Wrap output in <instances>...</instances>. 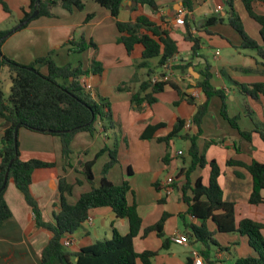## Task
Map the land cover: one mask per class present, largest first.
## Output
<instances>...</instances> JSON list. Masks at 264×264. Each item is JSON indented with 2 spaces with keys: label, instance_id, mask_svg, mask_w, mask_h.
<instances>
[{
  "label": "crops",
  "instance_id": "crops-1",
  "mask_svg": "<svg viewBox=\"0 0 264 264\" xmlns=\"http://www.w3.org/2000/svg\"><path fill=\"white\" fill-rule=\"evenodd\" d=\"M10 9L11 15L3 11L0 5V26L12 24L22 19L23 13L29 12L30 0H2ZM170 1V6L166 5ZM192 11L189 12L183 5V0H155L156 8L149 6L139 7L136 11L130 10L131 1H123L118 16L120 22H133L141 15L148 17L152 22L170 33V37L177 42L178 54L169 61L166 69L157 70L153 81L164 79L176 83L183 93L193 97L197 104L202 103L205 98L197 89L203 77V71L208 62L212 75L211 84L217 89H223L228 96L227 112L229 117L237 118V125L240 131L250 132L252 140L249 142L239 135V131L233 128L224 120L220 114V103L209 101L208 110L201 124V135L197 144L207 161L214 160L220 168L218 184L223 192V199L234 205L236 223L243 218L252 219L264 225V202L260 205H251L248 199L251 193V177L241 167L226 166L227 160L242 162L246 165L252 161H264V142L259 134L255 132L254 121L251 120L243 109L245 96L239 93L234 85H229L220 74L226 70L227 76L237 84L250 85L257 82H264V76L258 71H264L260 65L261 60L248 49H241V38L239 34L226 23L208 27L215 30L212 35H207L204 30L198 31L191 28V34L200 38L201 45L199 55L190 61L191 43L184 40V25H176L175 18L180 10L186 12L190 21L198 26L204 24L205 20L213 15L220 14L226 17V12L217 0H190ZM225 1V0H223ZM202 2L203 5H200ZM212 3V7L205 9L204 5ZM234 1V10L244 22L248 17L242 8ZM221 10L216 13V7ZM255 12L264 14V4L254 3ZM54 17L32 19L23 29L13 33L1 46L12 41L10 48L3 52L4 56L22 65H29L36 59L53 52V57L58 65L71 64L82 70L91 68L93 62L100 63L103 71L101 74H88L80 78V83L85 87L93 100L105 98L110 103L115 129L103 131L102 124L97 125V132L94 135L88 133L77 134L70 144L69 161L70 166L64 167L62 158L61 139L57 136L31 132L19 128L17 142L20 159L27 161L38 159L44 162L54 163L55 167L42 168L34 171L29 191L36 200L44 222H53V216L59 211V177H64L68 183L73 184L72 194L68 202L74 204L82 193L88 192L91 186L85 181L77 169L84 163L94 161L92 167L93 183L98 186L100 175L95 176L94 169L100 170V164L108 162V154L103 153L98 159L97 154L107 147L112 135L119 129L121 136L118 149V162L109 170L107 178L115 185L127 181L130 186V193L127 194V201L134 202L137 211L142 219V230L134 239L133 245L136 253L144 251L158 252L152 259V264H186L192 250H200L199 245L190 243L176 244L172 242L174 235H184L183 222L180 218L185 215L187 205L181 200L182 187L186 183L191 186L198 180L207 185L210 168L206 165L203 169L196 168L186 176L185 172L190 166L188 156L189 141L176 138L170 141L167 146L157 139L167 136L177 119L191 120L196 111V106L185 101H179V97L172 89H165L157 95V102L148 105L143 103L138 108L131 105L130 93L118 91V87L132 78L135 69L134 62L139 61L142 47L136 46L133 53L128 55L122 44L117 43L119 36L115 20L109 12L100 7L92 0H85L84 9L80 12H68L61 7L53 9ZM91 15L90 19L87 16ZM185 16V18H186ZM184 18V21H185ZM249 19V18H248ZM83 32L80 29L83 28ZM259 30V29H258ZM77 31L80 32L77 42ZM74 32L73 35H70ZM225 37H224V36ZM257 40V39H256ZM204 41L212 48L213 65L207 55L204 54ZM65 42L74 44V48L67 50L70 61L59 63L58 53ZM87 45L82 52L78 44ZM92 42L95 46L88 45ZM227 51L222 56L223 52ZM81 54L86 55L84 60ZM56 58V59H55ZM83 64L85 66L83 67ZM155 66L156 60L151 61ZM179 66L172 69L171 66ZM241 68L253 70L250 73L239 71ZM146 69L139 72V78H145ZM137 84L131 85L132 91H136ZM248 97V96H246ZM264 96L258 100H250L248 104L254 111V117L261 124L263 118ZM213 101V106L211 105ZM263 123V122H262ZM1 124V120H0ZM163 124L164 126L153 131L151 127ZM150 127V128H149ZM193 127L188 131H192ZM183 130L182 134L188 132ZM144 136V138H143ZM107 139L105 140V138ZM2 132L0 131V143ZM104 144H100V141ZM176 141L186 143L185 150L177 149ZM181 152L179 155L178 153ZM96 158V159H95ZM101 167V170H102ZM172 177L171 186L166 185V180ZM80 180L81 184H76ZM156 185V186H155ZM80 187V190L75 189ZM191 195L190 191L186 196ZM264 198V191H262ZM4 199L11 211L8 218L0 227V264H41V252L50 239V233L35 224V216L31 207L27 205L23 195L12 182L7 183ZM164 214L169 215L163 225L164 238L170 240L167 249H161L163 240L156 232L142 236L144 229L155 225ZM91 224L84 223L79 230L69 235L71 246L66 248L72 253L78 252L81 248L93 244L99 239L111 238L106 229L115 228L121 235L127 234L128 222L123 219H116L109 208L91 210ZM187 223L196 224L197 219L185 215ZM209 231L214 232V240L221 248L215 253V260L219 263L234 264L237 259L245 257H256L257 255L249 246L248 238L238 233L222 234L217 233L216 227L210 221H206ZM264 238V230L262 232ZM220 254L219 258L216 255ZM53 264H60L55 261Z\"/></svg>",
  "mask_w": 264,
  "mask_h": 264
},
{
  "label": "trees",
  "instance_id": "trees-1",
  "mask_svg": "<svg viewBox=\"0 0 264 264\" xmlns=\"http://www.w3.org/2000/svg\"><path fill=\"white\" fill-rule=\"evenodd\" d=\"M92 1L108 11L115 20L119 34L117 43L124 46L128 55L133 53L136 46L142 47L139 61L134 62L135 72L132 78L117 88L118 91L130 93L131 105L135 108L143 103L152 105L157 102V95L169 88L175 91L179 97V101L175 105H178L180 101H185L196 106V111L191 118L192 131L182 134L185 121L177 119L171 132L167 136L157 139L167 146L170 141L176 138L189 141L188 156L191 163L185 172L186 176L196 168L203 169L206 165L210 168L207 185H203L198 179L192 186L188 182L182 187L181 200L187 205L185 215L198 221L196 224L187 223L185 215L180 216L188 243L200 246L199 253L205 264H218L215 260V253L221 248H218L219 245L213 238L214 232L207 228L206 221L210 220L216 227L217 233H238L248 238L249 246L257 256L237 259L234 264H264V238L262 235L264 225L248 218H243L236 223L234 205L223 199V192L218 184L220 168L214 160H206L197 144L198 137L201 135V124L212 97H218L221 100L220 114L222 118L231 127L236 128L242 138L249 142L252 140L250 132L240 131L237 118L229 117L227 112L228 96L223 89H217L211 84L212 75L209 63H206L201 72L203 79L197 83V89L203 94L205 100L197 104L193 97L183 93L176 83L164 79L153 81L155 72L166 69L169 61L179 53L177 42L170 37L168 31L143 15L137 17L133 22L118 21L123 4L122 0ZM130 1L129 8L131 11H136L143 6H149L153 9L157 7L155 0ZM234 1H239L247 17L258 25V40L252 38L244 30L242 19L234 10ZM257 2L264 4V0H225L226 6L229 8L226 17H222L220 14L210 16L201 26L190 21V18L186 16L184 40L191 43L190 61L202 57L199 55L201 40L191 34V28L194 27L198 31L204 30L207 35H212L207 30L208 27L227 22L239 34L241 49L255 51L261 60L260 65L264 67V14L255 12L253 4ZM0 5L4 12L11 15L10 9L2 0H0ZM84 5L85 0H39V3L37 0H30L29 12L23 13L22 19L15 22L12 27L0 30V75L2 70L6 68L9 74V83L13 84L7 94L0 84V131L2 132L0 188L8 172V182L14 184L23 195L27 205L33 210L36 226L50 233V239L41 252V264H53L55 261L60 264H152V259L158 255V252L136 253L134 250L133 242L142 230V219L138 214L136 204L127 201V194L130 193L129 183L123 181L121 184L115 185L107 178L109 170L118 162L116 142H113L111 148L106 147L96 156L98 158L103 153H107L109 157L108 162L102 167L98 186H94L93 183L92 167L94 161L84 162L78 167L77 171L83 175L91 189L82 193L74 204L68 202V197L72 194L73 184L68 183L64 177H59V211L53 216V222H44L29 187L35 170L55 167V164L38 159L21 160L18 142L15 140L17 125L31 132L57 136L61 139L64 167H69L70 144L77 134L94 135L99 123L102 124L101 128L105 132L108 129H115L116 124L112 118L109 101L105 98L93 100L80 83V78L83 76L101 74L103 68L100 63L93 62L88 70H82L71 64L58 65L54 60V53L49 52L46 56L36 59L29 65H22L5 57L1 52L3 43L13 33L25 28L30 23L29 18L35 10L38 11L35 19L51 18L54 17L53 9L55 7H61L68 12H80L84 9ZM183 5L189 12L192 11L190 0H183ZM91 17L89 15L87 19ZM14 29L16 30L13 32ZM88 45L95 46L92 42ZM86 46L80 42L78 44L79 51H84ZM152 60H156L155 66H152ZM38 63L42 67L36 72H31L30 69ZM171 68L178 69L180 65L171 66ZM42 69H45V73ZM142 69H146L147 72L145 78L141 80L139 72ZM239 71L253 72L248 68H241ZM221 73L229 85L238 88L241 95L248 96L252 100H258L260 96H264V82L250 85L237 84L227 76L224 70ZM258 73L264 76V71H258ZM133 84L138 85L136 91L131 89ZM242 105L247 116L254 121V111L251 106L246 101ZM163 126L160 124L151 127V129L155 131ZM255 132L264 142V129L260 130L259 126L255 124ZM226 166L241 167L248 172L251 177V193L248 203L251 205L262 204L264 202L262 196V191H264V161H252L246 165L229 159ZM76 184H81V181H76ZM6 187L0 191V227L11 217V211L4 199ZM187 191L191 193L189 197L186 196ZM99 208H109L116 219L126 220L129 226L127 234L121 235L115 228L111 227V238L109 239H99L76 253L64 248L62 245L64 236L79 230L87 217L90 216L91 210ZM168 216L164 214L155 225L144 229L142 235L146 236L156 232L158 237L163 240L161 248L163 250L170 245V240L164 238L162 232ZM186 264H191V260L189 259Z\"/></svg>",
  "mask_w": 264,
  "mask_h": 264
},
{
  "label": "rangeland",
  "instance_id": "rangeland-1",
  "mask_svg": "<svg viewBox=\"0 0 264 264\" xmlns=\"http://www.w3.org/2000/svg\"><path fill=\"white\" fill-rule=\"evenodd\" d=\"M161 1H162V0H161ZM201 1H202V0H201ZM205 1H206V0H205ZM200 3H201L200 5H203L202 2H200ZM216 3H220V4L222 5V7L224 8V11H225L226 13L229 11V8L226 6L225 1H223V0H217ZM170 4H171L170 1H168V3H167L166 5L170 6ZM236 4L238 5V7L242 8L239 2H237ZM211 5H212V3H209V2H208L207 5H204V6H205V9H206V10L209 9L210 7H212ZM238 11H239V9H238V10L236 9L235 12L237 13ZM242 22H243V21H242ZM225 23H226V26L230 28V25H228L227 22H225ZM13 25H15V24H14V23H12V24H10V23H9V24H8V23H7V24H4V25L0 26V30L6 29V28H10V27H12ZM243 28H244V30L246 31V33H247L248 35H250L252 38L258 40V29H259V27H258V25H257L255 22H253L252 20H250V19L247 18V19L243 22ZM209 29H210V31L215 32L214 29H212V28H209ZM83 30L85 31L84 27L80 29V32H81V31L83 32ZM80 32L77 31V37H78L77 42H78L79 39H80V38H79V36H80ZM73 34H74V32H71L70 35H73ZM223 36H224V35H223ZM224 37H225V36H224ZM5 42H6V41H5ZM5 42L3 43V45L5 44ZM204 44H205V45H204V54L207 55L208 58L210 59L211 63H212L213 65H215V61L212 59V51H211V50H213V49L210 48V45H209L206 41H204ZM3 45H2V46H3ZM11 45H12V41H10V43H8L7 45H5V46L3 47V50H2V48H1V52H2V54H3V52H5V51L7 50V48H10ZM72 48H74V44H72L71 42H65V44H63V46H61V51H60V53H58V55H59V57H61V59H60V58H57V61H58L59 63H64V62L66 63V61H70L69 59H67V58H68V56H67V50L72 49ZM226 52H227V51H224L223 54H222V56L225 55ZM249 52L254 53V54H255V57H257V54H256L255 51H251V50H249ZM3 55H4V54H3ZM79 56H81L84 60L86 59V55H84V54H81V55H79ZM55 59H56V58H55ZM84 66H85V64H83V67H84ZM42 71L45 73V69H42ZM224 71H225V73L227 72L226 70H224ZM220 74L222 75L221 72H220ZM222 77H223V76H222ZM223 78H224V77H223ZM0 84H1L2 87H4V91H5V93L7 94L8 92L6 91V89H7V86H8V84H9V74H8L6 68H4V69L2 70V72H1V75H0ZM244 98H245V100H246L247 103L250 102L249 99L251 100L250 97H246V96H245ZM213 100H216L217 102L220 103V101H219V99H218L217 97L214 98ZM211 105L213 106V101H212ZM261 105H263V108H262L263 113H261V116H262V118H263V120H262L263 123L261 122V124H259V123H258V120H257L255 117L253 118V119H254V123H255L256 125L259 126L260 130H261V129H264V99H262ZM107 129H108V128H107ZM108 131H109V129H108ZM107 137L110 139V142L107 143V144H108L107 147L111 148L113 142H116V147H117V161H118V149H119V144H120V139H121V136H120V134H119V129L117 128V129H116V132H115L114 134H112V135L108 134ZM107 137L105 138V140L107 139ZM100 144L103 145L104 142L101 140V141H100ZM175 146H176L177 149H183V150H185V148H186V143L183 142V141H176V142H175ZM104 149H105V148H104ZM185 155H187V150H185ZM100 156H101V155H100ZM100 156H99V157H100ZM108 158H109V157H108ZM97 159H98V158H97ZM101 167H102V162H101V164H100V170H99V169H98V171L95 170V169L93 170L95 176L100 175ZM75 189L80 190V187L77 186ZM110 230H111V228H108V230L106 229L107 233H110Z\"/></svg>",
  "mask_w": 264,
  "mask_h": 264
},
{
  "label": "built area",
  "instance_id": "built-area-1",
  "mask_svg": "<svg viewBox=\"0 0 264 264\" xmlns=\"http://www.w3.org/2000/svg\"><path fill=\"white\" fill-rule=\"evenodd\" d=\"M122 1H125V0H122ZM220 10H221V7L218 6V7H216L215 12L218 13ZM185 16H186V12L184 10H180L178 12L177 17L175 18V24L176 25H184ZM191 127H192L191 120H187L185 122L184 129L188 131V130H190ZM178 154L180 155L181 152H179ZM172 183H173V178L169 177L166 180V185L171 186ZM91 222H92V218L90 216H88L85 223L91 224ZM172 242H174L176 244H185L188 241H187L186 236L176 234L172 237ZM62 245L64 248H69L71 246V239H70L69 235L64 236V238L62 240ZM219 257H220V254H217L216 258H219ZM189 259L191 260V264H205L203 257L200 255V253L198 251H195V250L191 251ZM218 264H225V263L219 262Z\"/></svg>",
  "mask_w": 264,
  "mask_h": 264
},
{
  "label": "water",
  "instance_id": "water-1",
  "mask_svg": "<svg viewBox=\"0 0 264 264\" xmlns=\"http://www.w3.org/2000/svg\"><path fill=\"white\" fill-rule=\"evenodd\" d=\"M37 2L39 3V0H37ZM154 9H155V8H154ZM37 15H38V11L35 10V11L31 14L29 20L34 19ZM17 28H19V27H17ZM17 28H16V29H17ZM16 29H14L13 32H14ZM41 67H42V65H41L40 63H38V64H36L35 66H33V67L30 69V71H31V72H36V71H37L39 68H41ZM12 85H13L12 83H9V84H8L7 89H6L7 92H9L10 88L12 87ZM19 128H20V125H17L16 128H15V140H17V133H18ZM7 182H8V172H7L6 175H5L4 182H3L2 187L0 188V191H2V190L6 187Z\"/></svg>",
  "mask_w": 264,
  "mask_h": 264
}]
</instances>
